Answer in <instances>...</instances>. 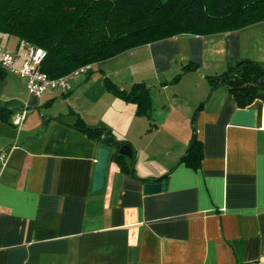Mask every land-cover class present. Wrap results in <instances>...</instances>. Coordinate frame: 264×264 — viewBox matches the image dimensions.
<instances>
[{
    "label": "crops",
    "instance_id": "1",
    "mask_svg": "<svg viewBox=\"0 0 264 264\" xmlns=\"http://www.w3.org/2000/svg\"><path fill=\"white\" fill-rule=\"evenodd\" d=\"M19 44L12 35L0 40L18 54L17 64ZM141 48L150 83L132 75L118 84L103 69L97 77L124 90L144 82L148 114H137L134 102L104 82L99 93L107 103L97 110L96 95L82 92L95 81L93 66L67 93L37 96L16 73L0 77V264H264V102L239 106L225 86L211 89L208 81L237 59L264 66V20L124 52ZM186 61L196 65L184 72L194 81L180 84L182 74L170 82ZM23 109L17 126L12 117ZM78 120L129 142L132 170L121 169L111 149L103 187L93 191L101 144ZM193 125L203 145L197 168L180 160ZM163 174L166 189L143 190L160 181L145 178Z\"/></svg>",
    "mask_w": 264,
    "mask_h": 264
},
{
    "label": "trees",
    "instance_id": "2",
    "mask_svg": "<svg viewBox=\"0 0 264 264\" xmlns=\"http://www.w3.org/2000/svg\"><path fill=\"white\" fill-rule=\"evenodd\" d=\"M172 5L175 14L165 16ZM260 20H264V0H0V40L12 35L20 43L42 47L46 53L40 69L50 77L173 35L223 31ZM195 66L186 64L184 70ZM5 73L6 69L0 66V77ZM179 76L180 73L170 82ZM103 79L110 92L136 104L137 114H148L150 98L144 82H134L124 90L108 77ZM208 81L211 89L225 86L239 106L254 100L264 102V66L255 60L237 59L221 73L208 76ZM77 123L113 150L121 169L132 170L134 150L129 142L104 127H85L80 120ZM123 144L130 146L131 163L117 151ZM202 157V141L193 125L180 160L197 168ZM166 176L145 180H162Z\"/></svg>",
    "mask_w": 264,
    "mask_h": 264
},
{
    "label": "built area",
    "instance_id": "3",
    "mask_svg": "<svg viewBox=\"0 0 264 264\" xmlns=\"http://www.w3.org/2000/svg\"><path fill=\"white\" fill-rule=\"evenodd\" d=\"M19 48L22 60L17 64L18 54L0 45V66L22 77L28 92L37 96L50 90L67 93L71 88L72 80H81L92 70L93 63H86L65 74L50 77L40 69L41 60L46 53L42 47L21 42ZM24 115L25 109L13 116L12 122L20 126ZM4 157L5 153L0 152V159Z\"/></svg>",
    "mask_w": 264,
    "mask_h": 264
},
{
    "label": "rangeland",
    "instance_id": "4",
    "mask_svg": "<svg viewBox=\"0 0 264 264\" xmlns=\"http://www.w3.org/2000/svg\"><path fill=\"white\" fill-rule=\"evenodd\" d=\"M175 11H176L175 5H172V6H170V8H168L166 10L165 16L169 15L170 12H172V15H173V14H175ZM142 50L143 49L141 48L139 50L136 49L135 51H132V52L127 51V52H124V53H122L116 57H111V58L101 60V61H96L93 63V70L90 72V75L93 76L96 74L95 75L96 78L94 79L95 81H91L87 87L83 88L82 92L84 94L86 93L88 95L90 93L96 95L94 102H96L95 104L98 106L97 110H100V108L102 107V105L100 103L101 101L107 103L106 99L104 101V99L100 96V93H99V88L102 86V82H104V79L102 78L103 76L98 78L97 74L102 73V75H103L104 73H103L102 69L105 70L106 73H108L110 75L109 77L113 81H115V83H118V84L128 83L127 81L129 79H132V75H134L133 76L134 79H136L137 77H140L141 75H144L148 79L147 83L151 82L150 76L152 75V72L149 71L150 65L148 63V60L146 59L147 56L144 54L143 55L139 54V52ZM186 64H189V62L186 61V63H184L181 67H180V65L175 66L176 75L180 73V76L176 81L181 79V76H182V74H184V72H187L188 69L184 70L185 69L184 66ZM201 70H202V68H201ZM117 72H118V75H115V73H117ZM173 73L171 74V72L169 73V71H168V73L164 72V73L160 74V77H161V79H166L167 77H171L173 75ZM194 79H195V76L193 75V73H185L184 76L182 77V81L180 84L187 83V86H188V83L193 82ZM87 81H89V80H87ZM129 81H131V80H129ZM176 81H174V82H176ZM73 82H75V81L72 80L71 83L73 84ZM84 82H82V84ZM187 86L185 85L184 89L181 90V93H184L185 96L188 93ZM113 95H115V94H113ZM98 100H99V102H98ZM91 113H92V109L89 111L87 110V112H86V114H91ZM95 114H97V113H95ZM41 119L44 120L43 117Z\"/></svg>",
    "mask_w": 264,
    "mask_h": 264
},
{
    "label": "water",
    "instance_id": "5",
    "mask_svg": "<svg viewBox=\"0 0 264 264\" xmlns=\"http://www.w3.org/2000/svg\"><path fill=\"white\" fill-rule=\"evenodd\" d=\"M117 151L120 154H123L127 157L131 156L130 146L127 144L121 145L117 149ZM110 153H111V149L105 145L101 144L97 148V157H96V162H95L93 176H92V184H91V189L93 191L101 189L103 187L104 178H105L104 170H105V167L107 165ZM166 187H167V180L166 179H162V180L157 181V182L147 181L143 184V190L145 192H148V193L156 192V191H159L161 189H166Z\"/></svg>",
    "mask_w": 264,
    "mask_h": 264
}]
</instances>
